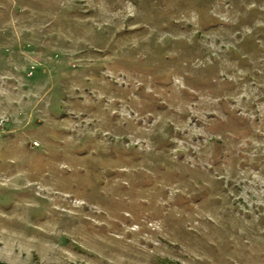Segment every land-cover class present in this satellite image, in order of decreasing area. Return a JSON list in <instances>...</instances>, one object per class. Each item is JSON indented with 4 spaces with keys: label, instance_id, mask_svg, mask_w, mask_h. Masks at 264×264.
I'll return each mask as SVG.
<instances>
[{
    "label": "rangeland",
    "instance_id": "374dc122",
    "mask_svg": "<svg viewBox=\"0 0 264 264\" xmlns=\"http://www.w3.org/2000/svg\"><path fill=\"white\" fill-rule=\"evenodd\" d=\"M0 264H264V0H0Z\"/></svg>",
    "mask_w": 264,
    "mask_h": 264
}]
</instances>
